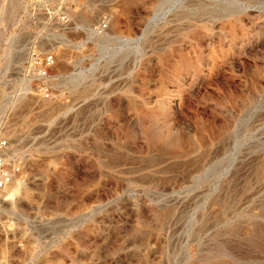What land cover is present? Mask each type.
<instances>
[{"label": "rangeland", "instance_id": "374dc122", "mask_svg": "<svg viewBox=\"0 0 264 264\" xmlns=\"http://www.w3.org/2000/svg\"><path fill=\"white\" fill-rule=\"evenodd\" d=\"M0 136V264H264V0H0Z\"/></svg>", "mask_w": 264, "mask_h": 264}, {"label": "built area", "instance_id": "2783aa9c", "mask_svg": "<svg viewBox=\"0 0 264 264\" xmlns=\"http://www.w3.org/2000/svg\"><path fill=\"white\" fill-rule=\"evenodd\" d=\"M107 25L106 20L101 19L95 26V30L97 32H101L105 29ZM53 60V57L50 53L43 55L38 60L39 67V76H43L46 74L45 66L49 65ZM44 96H48L49 92L44 87L41 88ZM20 173V166L14 156L9 154V142L6 138L0 136V195L4 194L8 186L10 185L14 176Z\"/></svg>", "mask_w": 264, "mask_h": 264}, {"label": "bare ground", "instance_id": "6f19581e", "mask_svg": "<svg viewBox=\"0 0 264 264\" xmlns=\"http://www.w3.org/2000/svg\"><path fill=\"white\" fill-rule=\"evenodd\" d=\"M13 179H14V178H13ZM13 179H12L11 183L13 182ZM11 183H10V185H11Z\"/></svg>", "mask_w": 264, "mask_h": 264}]
</instances>
